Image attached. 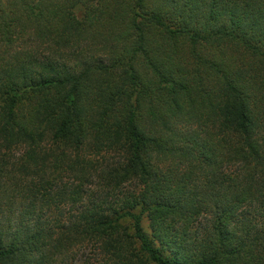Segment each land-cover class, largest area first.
<instances>
[{"label": "trees", "instance_id": "1", "mask_svg": "<svg viewBox=\"0 0 264 264\" xmlns=\"http://www.w3.org/2000/svg\"><path fill=\"white\" fill-rule=\"evenodd\" d=\"M77 261L264 264V0H0V264Z\"/></svg>", "mask_w": 264, "mask_h": 264}, {"label": "rangeland", "instance_id": "2", "mask_svg": "<svg viewBox=\"0 0 264 264\" xmlns=\"http://www.w3.org/2000/svg\"><path fill=\"white\" fill-rule=\"evenodd\" d=\"M146 225H147V223H146ZM96 262H98V261H96ZM74 264H82V263H81V261H77Z\"/></svg>", "mask_w": 264, "mask_h": 264}]
</instances>
